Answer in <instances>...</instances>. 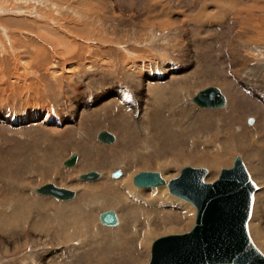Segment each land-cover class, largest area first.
I'll list each match as a JSON object with an SVG mask.
<instances>
[{
    "label": "rangeland",
    "instance_id": "rangeland-1",
    "mask_svg": "<svg viewBox=\"0 0 264 264\" xmlns=\"http://www.w3.org/2000/svg\"><path fill=\"white\" fill-rule=\"evenodd\" d=\"M0 3L7 11L0 18H35L44 24L36 45L27 44L36 61L25 59L38 65V75H28L18 95L0 92V264H147L153 241L189 232L196 211L167 189L160 199L151 188L135 187L133 177L159 172L168 182L182 168L193 167L205 168L204 180L212 182L238 156L257 186L248 232L264 255V0ZM41 17L51 18L53 29L61 19L78 23L88 37L73 34L84 50L89 48L86 56L78 47L73 50L80 52L76 60L84 61L83 69L60 50L52 53L63 45L56 41V47ZM60 35L71 48L72 35ZM18 45L17 54L25 48L23 40ZM131 65L152 80H138ZM47 70L46 82L37 80L38 87L31 89L29 79ZM52 70L60 71L59 81L50 76ZM210 86L225 96V108L201 109L191 102ZM41 113L54 117L53 125L28 122L31 114ZM10 115L24 123L11 125ZM100 131L114 134L115 143L98 142ZM72 153L79 161L64 167ZM88 171L101 178H77ZM117 171L120 177L113 178ZM48 183L74 191L75 197L65 202L34 192ZM74 201L76 209H60ZM107 210L119 216L117 227L100 225L98 215Z\"/></svg>",
    "mask_w": 264,
    "mask_h": 264
},
{
    "label": "water",
    "instance_id": "water-1",
    "mask_svg": "<svg viewBox=\"0 0 264 264\" xmlns=\"http://www.w3.org/2000/svg\"><path fill=\"white\" fill-rule=\"evenodd\" d=\"M191 101L206 109L225 105V97L216 87L198 92ZM97 140L110 144L115 137L103 131L98 133ZM76 161L77 155L73 153L62 165L73 167ZM119 175L120 172H115L113 177ZM206 175L205 168L184 167L177 177L168 181L170 194L194 206V225L187 233L154 240L147 264H264V255L253 244L247 230L257 187L241 158L236 157L233 166L222 169L212 182L204 181ZM79 178L91 181L98 179L99 174L89 171ZM164 184L159 172H139L133 177V185L140 188ZM35 192L62 201L75 196L74 191L52 183ZM99 221L103 226L115 227L117 214L113 210L104 211L99 214Z\"/></svg>",
    "mask_w": 264,
    "mask_h": 264
},
{
    "label": "bare ground",
    "instance_id": "bare-ground-1",
    "mask_svg": "<svg viewBox=\"0 0 264 264\" xmlns=\"http://www.w3.org/2000/svg\"><path fill=\"white\" fill-rule=\"evenodd\" d=\"M4 1V0H3ZM39 2V1H38ZM4 3V2H3ZM6 3V2H5ZM4 3V4H5ZM40 4V3H39ZM48 4V3H47ZM30 5V4H29ZM59 5V4H58ZM0 6H3L1 3H0ZM22 6V5H21ZM47 6H49V5H47ZM53 6V5H52ZM51 6V7H52ZM37 7V6H36ZM54 7V6H53ZM57 8V7H56ZM61 8V7H60ZM53 9V8H52ZM10 10V9H9ZM55 10V9H54ZM59 10V9H58ZM72 10V9H71ZM18 11H20L21 12V14H22V11H21V9H18ZM7 11L6 10H3V9H0V14H4V13H6ZM9 12H15V11H9ZM55 12V11H54ZM76 13V12H75ZM44 16V15H43ZM206 16V15H205ZM2 17V16H1ZM3 17H5V16H3ZM45 17V16H44ZM33 18V17H32ZM49 18V17H48ZM43 19V17H41V20H45V21H47V23H48V27H47V29H46V31L49 33V34H51V35H54V41L53 42H55V45H56V47H58V45L61 43V45H63V48L62 49H59V47H58V49H52V53L53 52H59V50L61 51V53L62 54H64V58L65 59H67L69 62H74L75 60H76V57H77V55L79 56V53L77 54V55H75L74 53H73V50H74V48L75 47H78V50L79 51H81V55H87V53H88V49L89 48H87V50H84L83 49V46H82V43L81 42H76V41H74L73 40V34L74 33H76V35H78L77 37L79 38V39H81V38H88L86 35L84 36V33L82 32V28L80 27V28H78L79 27V25H78V23L77 22H73L72 23V21L69 23L68 21V23H65V21L63 20V19H61V22H62V24L61 23H59L60 25L58 26V28L57 29H53V28H55V26L54 25H51L52 23L53 24H55L52 20H50L51 18H49V19ZM77 18V17H76ZM35 20V21H34ZM34 20L33 19H31V18H27V17H6V18H0V53L1 54H3V55H5V57L4 58H0V67H1V71H0V79L2 78V80L4 81V85H3V87L0 89V92L4 89V90H6L7 92H9L10 94H14V96H15V94H19V93H22V91H24V89H25V83L27 82V76L28 75H32V74H37L38 75V65L36 66V65H31V64H29V63H26V61H25V59H28L29 58V60L28 61H33L34 59H33V55H32V52L33 51H30V50H28V48H27V44L29 45V43H30V45L31 44H34V45H36L35 43H37V37H38V34H39V32L41 31H39L38 29L39 28H42V27H44L43 25L44 24H41V23H39V22H36V19L34 18ZM54 20H56V19H54ZM81 20V19H80ZM78 21V20H77ZM78 22H82V21H78ZM147 22V21H146ZM39 23V25H37ZM58 24V23H57ZM50 25H51V27H50ZM10 28V29H12L11 31H10V29L8 30L7 28ZM53 27V28H52ZM46 28V27H45ZM43 30V29H42ZM86 31V30H85ZM10 32H12V33H10ZM45 32V31H44ZM61 33H68V34H70V35H72V37H70V41L68 40V42H71V48H68V46H69V44H68V46H67V43H65V41H64V44H63V41H61L60 39H62L63 37H62V35H60ZM48 34V35H49ZM88 34H89V32H88ZM28 35H31V37H29ZM1 36H2V38H1ZM45 36V35H44ZM68 36V35H67ZM91 36H93L92 34H91ZM47 37V36H46ZM46 37H44V38H46ZM53 37V36H52ZM40 38H42V37H40ZM93 38H94V36H93ZM47 39V38H46ZM49 39H51V38H49ZM67 39V38H66ZM65 39V40H66ZM21 40H23V42H24V44H25V48L22 50V51H20L21 53H19V54H17V51H19L20 49H19V45H18V43L21 41ZM44 40V39H43ZM52 40V39H51ZM50 41V40H49ZM58 41H60V43L58 44L57 42ZM86 41H87V39H86ZM67 42V41H66ZM52 43V42H51ZM86 43H89V42H86ZM39 44V43H38ZM37 44V45H38ZM66 44V45H65ZM47 45V44H46ZM49 46H51V44H48ZM43 47V46H42ZM53 47V46H52ZM62 47V46H61ZM86 48V47H85ZM19 49V50H18ZM49 48L48 47H46L45 48V50H48ZM50 51V50H49ZM48 51V52H49ZM82 51H84L83 53H82ZM76 53V52H75ZM57 54H59L60 55V53H57ZM42 56H44V55H42ZM46 57V56H45ZM35 58V57H34ZM57 58V57H56ZM58 58H60V57H58ZM36 59V58H35ZM47 59L48 58H45L44 59V62L47 64ZM85 59V58H84ZM34 61H36V60H34ZM49 61H50V68H53L54 66H55V64H53V62L51 61V57H49ZM77 61V60H76ZM20 62H23L24 64H25V66H23V65H21L20 64ZM78 62V61H77ZM82 62H84V61H82ZM82 62L80 61V62H78V64H81L80 65V67H82L81 69H83V64H82ZM137 62V61H136ZM40 64H41V62H40ZM43 64V63H42ZM64 64V63H63ZM86 64V63H85ZM89 64V63H88ZM135 64V63H134ZM142 64V63H141ZM59 65H60V67H63V65H62V63H59ZM58 64L56 65V66H59ZM90 65V64H89ZM128 65V64H127ZM138 65V64H137ZM136 65V66H137ZM42 66V65H41ZM85 66V65H84ZM129 66V65H128ZM133 66V65H132ZM143 66V65H142ZM40 67V66H39ZM85 67H87V66H85ZM140 67V66H139ZM148 67V66H147ZM44 68H45V66H44ZM78 68V67H77ZM57 69V68H56ZM79 69V68H78ZM147 69V68H146ZM42 69H40V71H41ZM58 70V69H57ZM60 71H65V69L64 68H61V69H59ZM134 70H135V72H134ZM133 70V72H134V74L135 75H137L136 76V78L138 79V80H141V79H145L146 81H147V83H149L152 79H150V75L149 74H147L144 70H143V68L141 69V68H137V69H134ZM148 70V69H147ZM34 71L36 72V73H34ZM53 71V70H52ZM60 71H56V70H54L53 72H51L52 74L50 75V76H52V78H54V81H59V72ZM130 71V70H129ZM14 72H15V74H14ZM18 72V73H17ZM46 73H45V75L44 76H42V75H40L41 77H39V79H36V80H30L29 79V87L31 88V89H36V87H38V84H37V80L38 81H40L41 83H42V81L44 80L45 82H46V80H47V78H46V75L48 74V70L47 71H45ZM71 72V74H72V72L73 71H69V73ZM78 72V71H77ZM41 73V72H40ZM64 72H62V74H63ZM16 74H19V75H16ZM49 75V74H48ZM61 75V74H60ZM149 75V76H148ZM62 76V75H61ZM72 76V75H71ZM79 77V76H78ZM23 81V83H24V85L23 86H20L19 85V83L18 82H20V81ZM21 81V82H22ZM43 81V82H44ZM1 82V81H0ZM44 82V83H45ZM146 83V84H147ZM40 84V83H39ZM42 85H43V83H42ZM142 86H144V84L142 83L141 84ZM2 86V85H1ZM212 86H210V87H207V88H211ZM206 89V88H205ZM218 89V88H217ZM202 90H204V89H202ZM202 90H200V91H202ZM199 91V92H200ZM220 91V90H219ZM80 92V91H79ZM221 92V91H220ZM8 93V94H9ZM130 93V92H129ZM198 93V92H197ZM197 93H196V95H197ZM8 94H7V96H8ZM195 95V96H196ZM194 96V97H195ZM224 96V95H223ZM193 97V98H194ZM225 97V96H224ZM193 98H191V100L193 99ZM190 100V99H189ZM192 102V101H191ZM193 103V102H192ZM194 104V103H193ZM33 105V104H32ZM196 105V104H195ZM227 105V102H226V99H225V105H223L222 107H218V108H212V109H209V110H219V109H222V108H225V106ZM197 106V105H196ZM39 107V106H38ZM198 108H201V107H199V106H197ZM201 109H206V108H201ZM40 110H42V109H40ZM44 110V109H43ZM42 110V111H43ZM106 110V109H105ZM37 112V111H36ZM98 112V111H97ZM96 111L94 112V113H97ZM161 112V111H160ZM8 113V112H7ZM108 115V114H107ZM110 115V114H109ZM217 114H213V116H212V114H211V116L212 117H214V119H215V116H216ZM223 115V114H222ZM38 116H40V119H38L37 117ZM210 116V114H209V117H211ZM228 116V115H227ZM10 117H11V115H10ZM200 117H203V116H200ZM204 117H205V115H204ZM211 117V118H212ZM217 117V116H216ZM29 121L28 122H30V123H32L33 124V122H38V124H42V123H44L45 125H53V123H54V121H51L50 120V116L48 115V113L46 114V116H45V114H43V113H41V114H31V117L29 116ZM197 118V117H196ZM6 119V118H5ZM8 119V118H7ZM11 122H12V124L11 125H15L16 123H24V121H16L15 120V118L12 116L11 118ZM218 119V118H217ZM22 120H24V119H22ZM154 121V120H153ZM211 121H214V120H211ZM201 122V121H200ZM202 124V123H201ZM200 124V125H201ZM236 126V125H235ZM100 132H103V131H100ZM99 132V133H100ZM107 132V131H106ZM110 133V132H109ZM110 134H112V133H110ZM97 135H98V133L96 134V140H97ZM114 137H115V135L114 134H112ZM115 140H116V138H115ZM115 140H114V142L113 143H110V144H106V143H103V142H100V141H98V142H100V143H102V144H105V145H113L114 143H115ZM49 151H50V149H49ZM52 152V151H51ZM73 154V153H72ZM74 154H76V153H74ZM77 155V154H76ZM50 157V160H53L54 158H55V156H54V154H52V153H50V155H49ZM71 156V155H70ZM69 156V157H70ZM68 159V158H67ZM66 159V160H67ZM77 160H78V155H77ZM79 161V160H78ZM242 161V160H241ZM76 163H77V161H76ZM243 163V162H242ZM51 164L53 165V162L51 161ZM76 165V164H75ZM74 165V166H75ZM73 166V167H74ZM233 166V165H232ZM16 167V166H15ZM65 167V166H64ZM73 167H67V168H73ZM22 170V169H21ZM89 172V171H88ZM117 172H119V171H117ZM87 173V172H86ZM98 173V172H97ZM83 174H85V173H83ZM99 174V173H98ZM114 174V173H113ZM80 175H82V174H80ZM80 175H78V179L79 180H81L80 178H79V176ZM163 176V177H162ZM165 175H161V177L162 178H164L165 179V177H164ZM119 177H120V175H119ZM119 177H116V178H119ZM101 178V174H99V178L98 179H95V180H91V181H89V180H81V181H85V182H92V181H96V180H99ZM113 178H115V177H113ZM251 178V177H250ZM205 179V178H204ZM252 180V179H251ZM165 181V180H164ZM205 182H207V179L206 180H204ZM132 183H133V180H132ZM167 181H165V184L164 185H162V186H158L159 187V189L158 190H154L153 188H156V187H148V188H151L150 189V193H153V194H157L158 195V197L160 198L161 196H162V194H163V191H165L164 189H167L168 190V188H167ZM49 184V183H48ZM53 184V183H52ZM255 184V183H254ZM46 185V184H45ZM256 185V184H255ZM56 186V185H55ZM136 187V186H135ZM257 187V186H256ZM60 188V187H59ZM138 188H140V187H138ZM37 189V188H36ZM153 189V190H152ZM34 192H35V189H34ZM256 192V191H255ZM36 193V192H35ZM168 193H169V191H168ZM36 194H38V193H36ZM170 194V193H169ZM38 195H41V194H38ZM170 195H172V194H170ZM41 196H47V195H41ZM77 196V195H76ZM173 196V195H172ZM51 197V196H50ZM75 197V196H74ZM73 197V198H74ZM78 197V196H77ZM157 197V198H158ZM173 197H175V196H173ZM54 198V197H53ZM79 198V197H78ZM157 199L156 201L157 202H159V200L161 199ZM175 198H177V197H175ZM253 198H255V193H254V196H253ZM55 199H57V198H55ZM155 199V198H154ZM180 199V198H179ZM57 200H59V199H57ZM72 200V199H71ZM71 200H68V201H71ZM255 200V199H254ZM60 201H62V200H60ZM155 201V200H154ZM162 201V200H161ZM182 201H184V200H180V202L182 203ZM66 202V201H65ZM75 202H77V201H74L73 203H70L69 205H66V206H63V207H61L60 209L61 210H65L66 211V209H71V208H75L76 209V207L74 206V204H75ZM185 202V201H184ZM187 202V201H186ZM187 203H189V202H187ZM254 203V202H253ZM192 205V204H191ZM193 206V205H192ZM194 207V206H193ZM253 208V207H252ZM59 209V210H60ZM185 209H187V208H185L184 207V209H183V211H185ZM7 210V209H6ZM7 212H9L8 210H7ZM11 213V212H10ZM11 214H13V213H11ZM15 215H17L18 216V213H14ZM117 214V213H116ZM257 215V214H256ZM117 218H118V223H117V225L115 226V227H117L118 225H119V216L117 215ZM251 218V217H250ZM98 219H99V215H98ZM188 220H190V219H188ZM250 220V219H249ZM187 221V220H186ZM260 221V220H259ZM39 222V221H38ZM255 222V221H254ZM99 223H100V221H99ZM256 223V222H255ZM6 224V223H5ZM248 224H249V221H248V223H247V230H248ZM101 225V224H100ZM35 226H37V225H35ZM101 226H103V225H101ZM255 226V225H254ZM17 227V226H16ZM104 227H107V226H104ZM115 227H107V228H115ZM37 228H39L38 226H37ZM33 231V230H32ZM41 232V231H40ZM248 234H249V232H248ZM53 238V237H52ZM53 241V240H52ZM57 241V240H56ZM8 242V241H7ZM14 240L12 241V243L13 244H11V245H14ZM10 243H11V241H10ZM9 243V244H10ZM14 247V246H13ZM15 247L16 248H18L16 245H15ZM14 247V248H15ZM25 247V246H24ZM23 247V248H24Z\"/></svg>",
    "mask_w": 264,
    "mask_h": 264
},
{
    "label": "crops",
    "instance_id": "crops-1",
    "mask_svg": "<svg viewBox=\"0 0 264 264\" xmlns=\"http://www.w3.org/2000/svg\"><path fill=\"white\" fill-rule=\"evenodd\" d=\"M134 63H135V65H137V64H138V66L140 65V63H136V62H134ZM134 63H133V64H134ZM131 66H132V65H131ZM134 69H137V68H135V67L133 66V70H134ZM126 72H128L127 69H126ZM102 109H105V108H102ZM94 116H95V115H94ZM94 118H95V117H94Z\"/></svg>",
    "mask_w": 264,
    "mask_h": 264
}]
</instances>
